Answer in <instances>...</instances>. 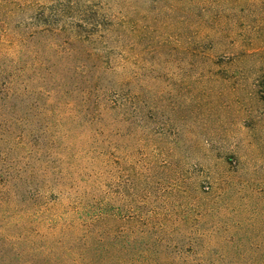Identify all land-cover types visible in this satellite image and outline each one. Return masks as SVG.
<instances>
[{
	"label": "rangeland",
	"instance_id": "rangeland-1",
	"mask_svg": "<svg viewBox=\"0 0 264 264\" xmlns=\"http://www.w3.org/2000/svg\"><path fill=\"white\" fill-rule=\"evenodd\" d=\"M2 71L0 264L264 261V0H0Z\"/></svg>",
	"mask_w": 264,
	"mask_h": 264
},
{
	"label": "trees",
	"instance_id": "trees-1",
	"mask_svg": "<svg viewBox=\"0 0 264 264\" xmlns=\"http://www.w3.org/2000/svg\"><path fill=\"white\" fill-rule=\"evenodd\" d=\"M43 14H45L43 12ZM47 18L44 19V21H41L44 24L47 23ZM40 22V23H41ZM48 26V25H47ZM3 75V71L0 73V76ZM17 162H10L6 165H0V187H2V190H6L10 188L9 184L12 178H20L22 177V174L27 171L26 167L21 165H16ZM9 182V183H8ZM29 264H35L34 262H30ZM254 264V263H253ZM257 264H264V261L259 262Z\"/></svg>",
	"mask_w": 264,
	"mask_h": 264
}]
</instances>
